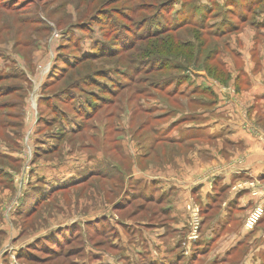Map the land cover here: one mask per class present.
Returning a JSON list of instances; mask_svg holds the SVG:
<instances>
[{"label":"rangeland","instance_id":"374dc122","mask_svg":"<svg viewBox=\"0 0 264 264\" xmlns=\"http://www.w3.org/2000/svg\"><path fill=\"white\" fill-rule=\"evenodd\" d=\"M263 21L264 0H0V264L224 263L203 233L153 218L168 200L150 184L167 158L159 119L193 101L200 71L225 80V34Z\"/></svg>","mask_w":264,"mask_h":264},{"label":"crops","instance_id":"0c3cea01","mask_svg":"<svg viewBox=\"0 0 264 264\" xmlns=\"http://www.w3.org/2000/svg\"><path fill=\"white\" fill-rule=\"evenodd\" d=\"M224 39L228 52L226 79L222 75V80L209 78L200 71L205 85L196 84L193 101L175 115L159 119L163 121L162 134L172 140L162 143L167 158L150 184L154 197H158L157 206L162 207L164 194L169 201L175 192L180 195L176 206H170L167 200L156 218L166 216L162 231L171 228L174 235L186 241L190 225L185 206L193 202L202 207L201 234L210 238L211 253L222 255V264H230L242 248H246L242 264H264V219L252 232L243 227L254 207L264 206V198H252L248 187L236 189L249 181H257L259 189H264V21L258 28L242 24L226 33ZM174 145L187 150L173 163L168 146ZM146 160H150L149 155ZM60 183L56 182L58 187L50 192L38 184L33 188L34 199H46L54 189V194L64 190L67 184ZM144 184L148 188V183Z\"/></svg>","mask_w":264,"mask_h":264},{"label":"built area","instance_id":"2783aa9c","mask_svg":"<svg viewBox=\"0 0 264 264\" xmlns=\"http://www.w3.org/2000/svg\"><path fill=\"white\" fill-rule=\"evenodd\" d=\"M248 187L250 190V195L255 199L264 198V189H259V184L257 181H249L240 184L236 189H241ZM187 210L190 214V233L189 241L196 243L201 238V228H202V219L200 217V208L197 204H189ZM264 219V206L258 204L246 217L243 227L247 232H252L256 229L258 224Z\"/></svg>","mask_w":264,"mask_h":264},{"label":"trees","instance_id":"16d2710c","mask_svg":"<svg viewBox=\"0 0 264 264\" xmlns=\"http://www.w3.org/2000/svg\"><path fill=\"white\" fill-rule=\"evenodd\" d=\"M189 25L188 24H184V25H182V26H179L178 28H176V30L175 31H177V30H182L183 28H185V27H188ZM235 26L232 28V31H234L235 30ZM201 30H205V28H200ZM170 33V32H169ZM228 33V32H227ZM170 44V47L169 48H167V52L170 54V55H175V54H177V52H176V50L178 49L177 47L175 48V49H173V43H172V40H168L167 42H165V45H169ZM174 47H175V45H174ZM194 48V50H195V52H193V51H190V52H187L186 54H184V58H188L189 56H191L193 53H198V46H197V48H195V47H193ZM179 50V49H178ZM179 52H181V51H179ZM216 73V72H215ZM176 94V93H175ZM174 94V96H176ZM181 95H184V93H181ZM180 95V96H181ZM177 97V96H176ZM171 100H172V98H174V97H169ZM159 119V118H158ZM166 140H165V142H170L172 139H167V138H165ZM161 142H164V138L160 141V142H157V143H161ZM86 179V178H85ZM84 179V181L82 182V184H84V183H86L87 181H88V178H87V180H85ZM66 188V187H65ZM34 207H37V206H34ZM36 208H33V211L35 210ZM124 208H122V206L121 205H119V206H117L116 208H115V210L116 211H122ZM144 212H147L146 210H144ZM149 215H150V213L149 212H147ZM161 214V211L159 210V211H157V212H155V213H153V218H156V216H158V215H160Z\"/></svg>","mask_w":264,"mask_h":264}]
</instances>
